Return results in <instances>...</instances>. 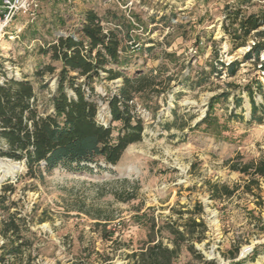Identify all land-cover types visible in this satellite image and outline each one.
Instances as JSON below:
<instances>
[{
  "label": "rangeland",
  "instance_id": "1",
  "mask_svg": "<svg viewBox=\"0 0 264 264\" xmlns=\"http://www.w3.org/2000/svg\"><path fill=\"white\" fill-rule=\"evenodd\" d=\"M35 4L31 13L0 25V81L26 78L39 99H48L56 88L60 63L51 62L40 49L57 37L78 35L88 11L104 18L105 28H113L115 17L133 26L131 33L140 47L129 55L127 75L161 66L174 80L151 110L137 106L144 124L142 139L126 148L116 166L100 161V169L91 164L89 171L58 167L38 180L27 177L21 163L0 157V194L7 185L14 188L0 206V227L15 214L25 244L16 258L0 249V264H127L125 255L145 240L143 214L165 220L171 216L170 208L191 209L197 202L203 206L207 232L195 249L207 261L227 264L228 252L237 247V260L264 264V185L261 207L256 205L259 199L242 194V188L229 199L212 200L208 185L241 186L243 177L231 166L264 158V117L260 123L250 122L251 104L244 89L254 79L264 84L260 66L244 62L232 78L211 73L217 57L225 64L242 61L256 41L251 35L234 50L225 30L229 26L225 10L261 14L264 0H35ZM149 47L151 52L146 51ZM164 54H173L176 62H162ZM263 61L261 53L258 64ZM49 64L56 68L53 76L35 77ZM120 82H96L95 93L107 98ZM227 84L237 88L230 89L226 102L214 104L212 114L226 129L217 137L196 125L206 116L211 98ZM233 96L241 98L240 106ZM254 98L262 102L256 93ZM99 105V120L106 124V105L100 100ZM5 243L0 236V247ZM189 260L183 253L178 264Z\"/></svg>",
  "mask_w": 264,
  "mask_h": 264
},
{
  "label": "trees",
  "instance_id": "2",
  "mask_svg": "<svg viewBox=\"0 0 264 264\" xmlns=\"http://www.w3.org/2000/svg\"><path fill=\"white\" fill-rule=\"evenodd\" d=\"M225 14L229 19L225 30L231 36L234 50L243 47L251 35L256 41L242 61L225 64L217 57V66L211 65V73L217 78L223 74L232 78L242 63L252 61L260 66L264 80V61L258 64L259 55L264 53V31L260 30L264 26V13L245 16L238 9L234 12L225 10ZM103 20L95 12L88 11L78 35L57 37L40 49V53L48 56L51 62L60 63L55 76L56 88L48 99H39L26 78L0 81V157L21 163L29 178L42 180L45 174L58 167L89 171V165L94 164L100 169V161L116 166L126 148L142 139L144 124L137 114V106L151 110L156 100L170 89L174 78L166 76L161 66L146 74L137 72L131 76L124 72L129 65V55L140 47L133 39V26L124 18L115 17L113 28H105ZM152 50L153 47L146 49L147 52ZM164 60L174 63L177 59L173 54H164L162 62ZM55 71L56 68L49 64L38 70L35 77L43 79L44 75L53 76ZM102 80L121 82L113 95L100 98L95 93L94 84ZM227 87L229 89L211 98L206 116L196 125L197 128L205 126L217 137L226 129L212 114L214 104L226 102L231 96L230 89L237 88L234 84H227ZM44 88L46 86L42 85L41 89ZM244 89L251 104L250 122L260 123L264 117V84L260 79H254ZM255 93L261 97V103L255 101ZM233 99L236 106L241 105V98L233 96ZM99 100L105 103L109 114L106 124L99 120ZM231 170L243 177V184L229 188L208 183L212 200L229 199L242 188V194L255 196L259 199L256 205L261 207L259 193L264 185V158L232 165ZM2 191L0 206L8 200L5 194H12L14 188L7 185ZM170 212L171 216L165 220L148 218L147 214L141 216L145 217V240L139 248L125 255L127 264H178L183 253L190 258L186 264H192L191 261L215 264L195 249L196 243L206 239L207 232L201 218V203L197 202L191 209L188 206L179 210L172 207ZM15 217V214H9L7 220L1 221L0 236L8 244H3L0 249L16 258L21 255L25 244L21 242L20 225ZM237 258L236 247L228 252L227 264H244V260Z\"/></svg>",
  "mask_w": 264,
  "mask_h": 264
},
{
  "label": "built area",
  "instance_id": "3",
  "mask_svg": "<svg viewBox=\"0 0 264 264\" xmlns=\"http://www.w3.org/2000/svg\"><path fill=\"white\" fill-rule=\"evenodd\" d=\"M35 7V0H0V25L8 26L16 16L31 13Z\"/></svg>",
  "mask_w": 264,
  "mask_h": 264
},
{
  "label": "bare ground",
  "instance_id": "4",
  "mask_svg": "<svg viewBox=\"0 0 264 264\" xmlns=\"http://www.w3.org/2000/svg\"><path fill=\"white\" fill-rule=\"evenodd\" d=\"M1 170H2V163L0 162V172H1Z\"/></svg>",
  "mask_w": 264,
  "mask_h": 264
}]
</instances>
